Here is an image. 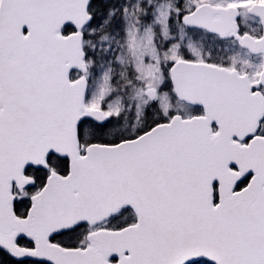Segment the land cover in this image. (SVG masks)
Instances as JSON below:
<instances>
[{
  "label": "snow or ice",
  "instance_id": "obj_1",
  "mask_svg": "<svg viewBox=\"0 0 264 264\" xmlns=\"http://www.w3.org/2000/svg\"><path fill=\"white\" fill-rule=\"evenodd\" d=\"M0 264H264V0H0Z\"/></svg>",
  "mask_w": 264,
  "mask_h": 264
}]
</instances>
